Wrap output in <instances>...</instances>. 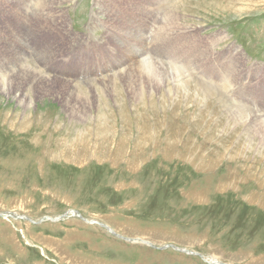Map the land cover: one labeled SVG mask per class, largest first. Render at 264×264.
I'll list each match as a JSON object with an SVG mask.
<instances>
[{"label": "rangeland", "instance_id": "1", "mask_svg": "<svg viewBox=\"0 0 264 264\" xmlns=\"http://www.w3.org/2000/svg\"><path fill=\"white\" fill-rule=\"evenodd\" d=\"M30 1L0 0L34 98L0 89V264H264V0Z\"/></svg>", "mask_w": 264, "mask_h": 264}, {"label": "bare ground", "instance_id": "2", "mask_svg": "<svg viewBox=\"0 0 264 264\" xmlns=\"http://www.w3.org/2000/svg\"><path fill=\"white\" fill-rule=\"evenodd\" d=\"M59 2V1H58ZM24 3V2H23ZM44 4L41 6L40 4H37V3H35V0H31L30 1V3H28L27 5H23V10L25 11V13L26 14H28V12L30 11V9H33L34 7H40L42 10H43V12L45 13L44 15H46L47 13H48V10L45 8V7H47V4H49V3H47L46 1L45 2H43ZM62 3V2H61ZM57 4H59V3H57ZM141 5V4H140ZM22 8V7H21ZM39 8V9H40ZM47 10V11H46ZM16 11V10H15ZM49 14V13H48ZM52 14V13H51ZM155 22V21H154ZM28 28V27H27ZM25 31V30H24ZM28 32V31H27ZM30 32H31V30H30ZM29 32V33H30ZM26 34V33H25ZM30 34H32V33H30ZM29 35V34H28ZM157 35V34H156ZM171 36V35H170ZM23 37V36H22ZM67 37V36H66ZM24 40H26V39H24ZM23 42V41H22ZM24 43V42H23ZM26 44V43H25ZM34 44V43H33ZM36 44V43H35ZM17 46V45H16ZM24 46V45H23ZM49 46V45H48ZM30 47V46H29ZM49 48V47H48ZM51 48V47H50ZM1 49V48H0ZM41 49V48H40ZM55 52H57V51H55ZM55 52H53V53H55ZM24 53V52H23ZM26 53V52H25ZM32 53V52H31ZM37 53V52H36ZM47 53V52H46ZM62 53V52H61ZM33 54H35L34 53V51H33ZM32 55V54H31ZM30 55V56H31ZM15 56V55H14ZM38 56V55H37ZM54 56V55H53ZM15 57H17V56H15ZM44 57H45V55H44ZM51 57V56H50ZM49 57V58H50ZM35 58H37V57H35ZM39 58V57H38ZM48 58V59H49ZM17 59V58H16ZM15 59V60H16ZM19 59V58H18ZM17 59V60H18ZM35 60V59H34ZM37 60V59H36ZM13 61V60H12ZM53 61V60H52ZM25 62H27V61H25ZM43 62V61H42ZM142 62V61H141ZM15 63V62H14ZM18 62H16V64H17ZM46 63V62H45ZM148 63V62H147ZM5 64V63H4ZM28 64V63H27ZM202 64V63H201ZM25 63L24 64H22L21 66H16L15 65V68H19V70H18V72H17V75L15 76V71L16 70H14L11 74H10V76L13 78V80H15V81H19L20 83L21 82H23L24 84H26V86L27 85H37L38 83H33V84H29V83H27L26 81H27V78L29 77V78H33V79H35L36 80V82L39 80V75H37L36 73H34V71L36 70H34V69H31V67L30 68H27V67H25ZM138 65V64H137ZM139 65H140V63H139ZM163 66V65H162ZM132 67V66H131ZM200 67H201V65H200ZM148 68V67H147ZM249 68V67H248ZM124 69V68H123ZM142 69V68H141ZM146 69V68H145ZM152 69V68H151ZM198 69V68H197ZM206 69V68H205ZM120 70H122V69H120ZM126 70V69H125ZM143 70V69H142ZM149 70V69H148ZM173 70V69H172ZM171 70V71H172ZM199 70V69H198ZM7 71V70H6ZM119 71V70H118ZM191 71V70H190ZM200 71V70H199ZM128 72H130V71H128ZM188 72V71H187ZM131 73V72H130ZM151 73V72H150ZM177 73V72H176ZM192 73V72H191ZM137 74V73H136ZM141 74V73H140ZM232 74V73H231ZM234 74V73H233ZM42 75V74H41ZM142 75V74H141ZM194 75V74H193ZM50 76V75H49ZM117 76H118V74H117ZM233 76V75H232ZM52 77V76H51ZM131 77V76H130ZM137 77V76H136ZM115 78V77H114ZM119 78V77H118ZM111 79V78H110ZM112 79H113V77H112ZM186 79V78H185ZM218 79V78H217ZM116 80V79H115ZM120 80V79H119ZM227 80V79H226ZM56 81V80H55ZM3 82V81H2ZM108 82V81H107ZM41 83V82H40ZM63 83V82H62ZM65 83V82H64ZM103 83V82H102ZM101 83V84H102ZM214 83V82H213ZM218 83V82H217ZM228 83V82H227ZM229 83H231V82H229ZM66 84V83H65ZM216 84V83H215ZM0 85H1V87H0V89H1V91H3V92H6L7 94H11V92L13 91V90H16V91H19L18 93H16L15 94V98H19V100L21 101V103L22 104H24V105H26V106H28V107H31L32 106V103H33V101H34V98L31 96V95H27V94H22L21 92H20V90H21V86L19 87L18 85H16L15 84V86L14 87H12V83H11V85H10V83H8V84H2L1 83V81H0ZM71 85V84H70ZM122 85H123V83H122ZM66 86H68L67 84H66ZM37 87V86H36ZM36 87H35V89H36ZM102 87V86H101ZM232 87V86H231ZM236 87V86H235ZM29 88V87H28ZM81 88V87H80ZM94 87H92V89H93ZM95 88H97V87H95ZM99 88V87H98ZM72 89V88H71ZM101 89V91H103L102 90V88H100ZM110 89V88H109ZM66 90V89H65ZM86 90V89H85ZM73 91V90H72ZM76 92V91H75ZM111 92V91H110ZM35 93V92H34ZM33 93V94H34ZM41 93H43V92H41ZM19 94V95H18ZM69 94V93H68ZM71 94V93H70ZM35 95H36V93H35ZM20 96H21V98H20ZM207 98V97H206ZM86 102V101H85ZM67 105V104H66ZM201 105V104H200ZM91 108V107H90ZM73 111H75V109L73 110ZM78 112V111H77ZM80 112V111H79ZM255 113V112H254ZM255 115V114H254ZM245 120V119H244ZM7 122V120L6 119H4V123H6ZM8 123V122H7ZM262 127V126H261ZM71 146L73 147V144H71ZM129 162V161H128ZM132 163V162H131ZM132 165V164H131ZM2 214V213H1ZM73 215V214H72ZM18 216H20L21 218H22V216L23 217H27V216H24V215H18ZM75 216H77V215H75ZM69 217V216H68ZM51 219L52 220H54V219H56V218H54V217H51ZM31 221H34V220H32V219H30ZM88 220H91V219H88ZM95 220V219H94ZM91 221H93V220H91ZM91 221L89 222V223H91ZM97 222H98V220H96ZM96 221H95V223H96ZM86 222V221H85ZM108 226H109V224H107ZM113 231L116 229L115 227V229H113L112 227L113 226H109ZM107 229V228H106ZM109 230V229H108ZM22 231V230H21ZM110 231V230H109ZM115 232V231H114ZM24 233V232H23ZM117 233V232H116ZM123 236V235H122ZM124 237V236H123ZM135 238V237H134ZM27 240V239H26ZM129 240V239H128ZM136 240V239H135ZM141 241L143 242H148V244L149 243H151V245H152V242L151 241H147V239H145L144 240V238H141ZM44 244V243H43ZM37 245V244H36ZM154 245V244H153ZM152 245V246H153ZM46 246H47V244H46ZM167 246V245H166ZM180 248H183V249H187V250H190V249H188V248H184V247H180ZM41 251H44V249L42 248L41 249ZM186 253H191V252H189V251H186ZM191 254H194V253H191ZM204 260H207V258H208V256H206V255H204V257H202ZM209 259V258H208ZM208 261V260H207ZM73 262V261H72ZM209 263H211V264H225V262H223V261H221L219 258H217V257H211V262L210 261H208ZM71 263V262H70ZM70 263H66V264H70ZM80 263H81V261H80ZM229 264V263H228Z\"/></svg>", "mask_w": 264, "mask_h": 264}, {"label": "water", "instance_id": "3", "mask_svg": "<svg viewBox=\"0 0 264 264\" xmlns=\"http://www.w3.org/2000/svg\"><path fill=\"white\" fill-rule=\"evenodd\" d=\"M70 212H72L73 215H78V216L81 217L84 221H86V222H88V223L91 221V220H88V219L84 218V217L82 216V214H80L77 210H70ZM70 212L65 213L63 216H60L59 218H62V217H64V216H66V215L68 216ZM0 214H1V213H0ZM2 214H3V213H2ZM54 220H57V218L54 219ZM95 221H96V220H93V221H91V222H95ZM96 223H99V224L102 225L103 227L109 229L110 232H111L112 234H115V235H117V236H119V237H123L121 234L114 232V231H113L108 225H106V224H104V223H102V222H97V221H96ZM123 238H124V237H123ZM139 240H140V239H139ZM140 241H141V240H140ZM145 243L148 244V242H146V241H145ZM154 247H155V246H154ZM167 247H172V248H174V249H176V250H178V251H181V252L189 251V252H191V253L197 254V255L200 256V257H204V255H203L202 253L198 252V251L183 249V248H180L179 246H176V245H174V244H169V245H167ZM156 248L163 249V247H156ZM225 264H227V263H225Z\"/></svg>", "mask_w": 264, "mask_h": 264}, {"label": "crops", "instance_id": "4", "mask_svg": "<svg viewBox=\"0 0 264 264\" xmlns=\"http://www.w3.org/2000/svg\"><path fill=\"white\" fill-rule=\"evenodd\" d=\"M172 249H174V248H172ZM163 250H165V249H162V250H160V251H163ZM176 250V249H175ZM176 251H178V250H176ZM164 252H166V251H164ZM179 253H181V255H176L175 256V258L177 259V260H181V259H183V258H185L184 256H189L188 254H186L185 252H181V251H178ZM195 255V254H194ZM204 255V254H203ZM199 257V256H198ZM201 259H200V261H202L204 264H210V263H208V262H206L204 259H202V257H200ZM190 261V260H189ZM197 264H199V263H197Z\"/></svg>", "mask_w": 264, "mask_h": 264}]
</instances>
